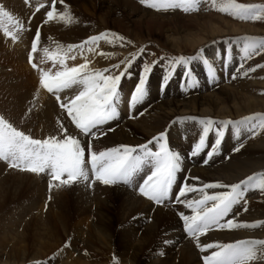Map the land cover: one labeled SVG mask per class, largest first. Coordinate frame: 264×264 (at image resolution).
Here are the masks:
<instances>
[{"label": "bare ground", "instance_id": "obj_1", "mask_svg": "<svg viewBox=\"0 0 264 264\" xmlns=\"http://www.w3.org/2000/svg\"><path fill=\"white\" fill-rule=\"evenodd\" d=\"M1 1L5 7L13 10V13L15 11L17 14V12L22 11L24 8L29 14V9L20 4L19 0ZM66 1H70L73 4V6H71L72 11L73 9L75 10V7L78 10H84L88 16L91 17L90 19L94 20L93 25L95 27L114 29L129 35L134 34L141 40L154 39L159 41L164 39L165 44L176 51H180L183 47L193 48L203 43L206 37L214 38V35L258 32L248 25L230 23L215 16H208L205 18L200 14L186 16L179 12L170 14L166 12H152L150 9L139 7L132 0ZM21 6H23V8ZM0 9L3 8L0 6ZM49 10H51V8L48 9V11ZM65 10L69 12L68 7H66ZM35 19H37V17ZM66 25L65 23L62 25L53 24L52 21H49V24L43 27L42 32L45 35L52 34L51 38L58 43L63 42V40L66 41V43L76 41L77 37H79L77 35L78 27L75 26L76 24L72 23V21L68 26ZM201 33H204L206 37L201 38L199 35ZM20 43H22L21 48H23V41L21 40ZM20 43L14 45L19 48ZM238 45L236 43L232 45V53L239 49V47L243 48V44L239 43ZM222 46H224V44H211V46L208 47L210 50L207 51L214 62L218 63L217 51ZM20 52L23 53L22 49ZM1 55L3 57H1ZM9 60L10 55L4 52V48L0 41V64L2 61L5 62ZM233 60L235 59L232 57V61ZM90 62L92 63V67H98L100 65L98 62L95 64L92 61ZM216 67L218 68V65ZM29 71L33 76L32 71ZM233 71L235 70H230L228 78L223 84L233 79L234 74L237 73ZM155 75L156 74H153L151 76V83H155L153 78ZM231 76L232 78L229 79ZM131 82L129 85H131ZM259 84H261V81L256 80L237 90L231 85H228L214 92H210L213 91V89H211L196 92V96L192 94L181 96L180 94L181 97L175 95L174 91L167 90V94H170V96L165 95L163 99L171 97V99L174 100H165L154 106L150 104L146 110L142 111V113L148 111L144 116L142 115L140 118H136L129 122H127L128 119H126L125 116L124 118L122 117V119L118 121V125L112 129H115L112 133L108 134L109 131L104 132V134L107 133L106 136H103L104 134L101 133L98 134L100 137L103 136V139L98 141V144L103 147L104 145H114L105 147L103 150L119 146L115 144L128 146L143 144L151 140L154 136H157L159 132L164 131L166 133L165 128L167 123L174 117L180 116L183 117L184 121L182 120L180 123L177 122V124L173 123L171 128L167 127L169 132L166 134L165 141L163 142L167 143L171 140L172 143L170 145L173 146L176 153H178V151H186L190 145L197 144L199 141V137L194 136V133L198 132L199 135L202 134L200 129H195H202V123L199 127H195L198 120H205L204 117L208 116L229 119L231 117L239 118L251 112L264 110V100H262L260 96L264 91V87L260 88L259 94L252 95L250 93L251 88L260 87ZM202 92L209 93L203 94ZM190 95L192 96L187 99ZM36 97H41L40 102L44 101L45 108L40 112V116L37 117L38 130L36 129L35 133L44 136L48 131H53L55 129V123L57 122H55V120L60 114L57 113V111L52 112L50 109L52 107L48 102L49 99L46 100V94L35 84L31 77L23 81L15 69H12L10 73H5L0 70V112L3 113L7 121L14 125V123L18 124L20 120L28 121V119L34 118L38 109L36 112L34 111L35 114L32 115L30 111L35 109L30 107L40 103L33 100V98L36 99ZM68 98L71 97L68 96ZM175 98H186V100L180 101L175 100ZM153 100H155V102L160 101L156 99ZM118 104L120 105L122 102H118ZM55 108L59 110L56 106ZM59 111L64 117L69 116V114L66 115L65 110ZM188 117H195L197 119H185ZM123 121H126V123L120 126ZM179 124L183 125H180L177 129ZM251 124L252 122L240 125H229L227 137H221L220 145L215 148H213V144L217 139L216 132L213 130L209 131V135L207 136L209 140L206 137V144L203 151L205 150L207 155L210 151L214 152V154L209 159L207 158V164L205 166L200 163L182 165V170L186 172V176L182 183L184 184L185 181L186 186L184 188L186 198L184 199L185 196L179 198L178 204L176 203L174 206L176 207L175 210H172L170 206L164 207L148 204L145 200L146 198H143L137 193L139 192V188L137 192H134L133 190L129 191L119 187L118 189L114 187L115 185H110L113 186V188H104L100 191V187H96L95 190L92 189L93 191L91 193H87L83 188L67 190H63V188L61 190V186L58 189L53 188L51 192H46L45 183H49V181L52 183L55 181L44 178L42 176L43 173H39L41 174L40 177L28 176L27 173H21L28 171H21L17 168L14 169L4 165L6 169L19 172L10 171L8 174L6 173V176L3 174L4 177H0V212L9 201L11 202L10 204L14 203L13 205H16L14 207L15 210L12 209V212H9L10 214H8V210L4 213L3 210L0 214L1 218L3 214L7 213L5 217H2L3 220L1 218L0 223H4L5 225L6 221V225H8L6 228L2 229L0 233V264H26L29 261L43 260L46 256L51 254L53 250L60 245L62 240L58 238L56 243L47 248L49 244L42 239V234L41 237L36 236L37 234H31L29 232L30 227L36 225L38 227H45L44 230H47L50 229V225H52L64 232L67 227L66 221L70 218L68 214L71 206L74 207L77 216L74 227H71L72 231L79 230L83 233L82 226L86 222L88 225V232L86 233V237L82 238V243L80 242V244H77L75 242L77 253L72 252V254H70V252L67 251L64 260L59 261L61 258L59 260L52 259V264H102L89 260L86 261L83 254H81L82 250L84 251L85 249L84 243H88L90 245H88V247L91 249L92 244L96 242L93 241L94 239L97 240V243L104 246H110L116 241L119 246L120 254L123 256L124 264H204L203 257L205 255H210V253L216 249L201 251V249L196 246L195 239L190 236H182V232L178 227L179 224H177L179 222L177 219H181L182 216L193 215V210L187 207L188 201H197L202 199L204 194H216L225 192L224 190L228 189L204 188L203 186L205 184L218 182L223 185H231L254 173H264V136L262 138L260 136L258 139L252 141L249 144L250 147L248 146L249 150L240 149L241 147H239L243 140L250 134V131L247 132V128H249ZM135 129L140 130L142 133L137 132ZM182 131L184 135H182ZM179 134L184 138L188 137V141L180 138ZM29 136L36 139L32 135ZM74 136L76 135H74L73 132V137ZM97 137L91 139L90 142L94 139L96 140ZM154 144L157 143L154 142L152 145ZM85 146L86 144L82 147ZM234 146L241 151L237 153L234 152ZM92 147L97 152L101 149L95 145ZM156 149L159 151L158 145ZM232 151L234 155H232L233 153L229 155ZM227 155H229V158L224 161ZM218 163L220 164L217 165ZM1 170L2 167L0 166V172ZM197 177L199 179H195ZM52 185L53 187L54 185H57V187L60 186L58 183H52ZM188 188H199V190L188 191ZM27 190L28 195L31 194V196H28L26 199L30 202V205H26V203L22 204V200L20 199L23 192ZM47 195H49L50 202L47 211L42 214L44 203H41V199H45ZM249 195L254 196L245 200L246 197H250ZM19 199L21 203L18 201ZM240 201L244 202L242 203L243 206H240L239 202L234 204L227 215L221 219V224L226 222L227 216H232L230 220H233L235 223L251 224L264 221V189L259 187V177L252 183L251 187H247V190L244 192V197ZM211 203L212 202H209L208 206H210ZM37 204L38 207L36 206ZM34 206H36L35 209ZM245 208L247 209L246 211ZM33 209H37V211L35 215L30 218L28 217V220L24 223L22 232H13L15 231V227H20V222L24 221V216H21L18 222L14 219V216H17L20 210H25L28 214L31 212L30 210ZM176 210L177 213L181 215V217L177 219L175 217V214H177L175 213ZM167 225V228H163ZM5 229L8 230L5 231ZM129 230L132 232V235ZM26 231H28L29 235H25ZM128 231L130 233H127ZM12 233L13 237L11 236ZM54 233H56V231H54ZM116 233H118V236L115 237ZM158 237L161 238L157 242L155 239ZM198 239L201 245L208 243H232L236 240L244 239L263 240L264 224L255 228L232 229H221L212 226L206 233L199 235ZM29 241L35 243L37 246V250L34 253H29L27 250ZM257 255L260 261L264 263V252H257Z\"/></svg>", "mask_w": 264, "mask_h": 264}, {"label": "rangeland", "instance_id": "obj_2", "mask_svg": "<svg viewBox=\"0 0 264 264\" xmlns=\"http://www.w3.org/2000/svg\"><path fill=\"white\" fill-rule=\"evenodd\" d=\"M46 1L47 0H40V1L28 0V3H26L25 0H19L20 4L24 5L26 8L29 9V14L23 8V6H21L23 8V10L20 12H17V14L15 11L13 13V10H10V8L5 7V5L3 4V2L1 0H0V6L3 9L7 10L8 12L12 13L19 21L26 22L27 25H23V24L22 25H23V27L26 28L27 36H29V34L31 36L34 32H36V28L39 27V25H40V27H39L40 38L38 41V43H39L38 48L40 50V53H37V59L38 58L41 59V60H39V62H41L42 66L48 65V67L50 66L49 68H51V65H53V68L50 70L51 74L54 75V73L56 71L64 70L63 67L61 66V64L59 63L60 59L64 60V64L67 67L77 66L79 64L84 63L85 60H87L89 62V70H91L93 72L95 70L109 69V72L103 73L104 75L120 74V72H124L125 74L122 76V78L118 84V97H119V99L123 98L124 102L127 104V108H128L127 113H130L126 118V119H128L127 122L135 120L136 118L138 119L142 115L144 116L148 111H146L144 113H142V112L140 113V111L146 110V108L149 107L150 104H152L154 106V105H156L160 102H163L165 100L166 101L167 100H170V101L174 100V99H171V97H169L168 99H163L165 97V95H163L164 97L162 96L161 98L158 97L159 93L157 92V88H158L159 83L164 84L165 90H172L174 92L177 91V92H175V95H179V96L182 93H185L184 96H188L189 94L196 96L197 95L196 92L211 90V89H213V91H210V92H214L217 89L222 88L223 86H228V85H231L233 88H236V90H237V89H241L242 87H245V85H248L249 83H253V81H256V80H260L261 84H259L260 87L251 88L250 93L252 95H255L257 93L259 94L260 88L264 87V67H257V65H264V48H261L259 41H257L256 42V44H257L256 51L252 52V55L250 57H246L245 56V45L248 42L244 39L245 37H264V10H257L258 14L260 15V18L256 19V20H252V19L235 18L232 15H230L228 12L219 11L218 10V8L220 7L219 0H217V3L215 6L213 5L212 0H201V3L198 7V10L190 11V12H184L182 10L180 11L179 8L168 9L166 11H164V10L157 11L155 9L147 7L145 4L140 3V0H132L139 7L150 9V10H152V12L156 11V13L157 12H159V13L160 12H162V13L166 12V13L170 14V13H174V12L175 13L179 12L180 14L186 15V16L200 14V15H203L205 18H207L208 16H215V17H220V18H222V19H224L230 23L248 25L250 27H253L254 30L258 31V32H241L239 34H230V33L229 34H219V35H214L215 36L214 38L206 37V35L204 33H201V34H199L201 36V38L206 37L204 39L205 41L203 43L196 45L193 48L192 47L191 48L190 47H183V48H181L180 51H176L175 49L171 48L170 46H167L165 44L164 39H161L159 41L154 40V39L141 40V39H138L137 36L134 34L129 35V34L114 30V29H103V28L95 27L93 25L94 20H91L90 19L91 17L88 16V14L84 10H78L75 7V10L73 9V11H72L71 6H73V4L70 1H66V0H63V3H61L60 0H57L56 5H55V10H56L57 16H59L60 13H65L66 12L65 8L68 7L69 12H66V13H68V15L71 17L70 22L67 23L65 20L57 18V19H53V20H48L47 23H45L46 20H43V18H42L43 14H41L40 11L45 6ZM236 2L242 3V4L264 5V0H236ZM32 4H34V5H32ZM41 5H43V7H41ZM32 8L36 11L35 13L32 12ZM37 9H39V11H37ZM36 17H37V19H35ZM49 21H52L53 24H58V25H62L63 23H65V24H67L66 26H68V24H70L72 21V23H75L76 24L75 26L78 27L77 35L79 37H77V40L74 39L76 41L70 42V43H66V41H64V40H63V42H59V43L55 42L51 38L52 34H46L45 35L42 32L43 27L46 26L47 24H49ZM7 29L9 31H11V30L16 29V28L14 27V25H8ZM101 33H106V35L103 38H101L100 40L93 42L91 44L85 43V44H83L82 48H74L71 51H68L67 46H69V45H81L82 42L87 41L89 37L97 36ZM113 34H115V35H113ZM73 36H76V35H73ZM117 37H123L124 39L120 40ZM24 39H25V35H23L21 37V40L23 42H24ZM0 41H1L2 46L4 48V52L7 54L9 53V55H10L9 61H5V62L2 61V63L0 64V70L4 71L5 73H7V72L10 73V72H12V69H15L23 81H24V79L31 77L32 80L35 82V84L40 88V85L38 84L39 83L38 80L40 79V76L37 79L36 78L34 79V77L30 74V71H29L30 69L27 68L28 66L24 62V59H25L24 54L26 52V49L21 48L22 43H20V47L17 48L14 44H11L9 41L4 40L1 36H0ZM235 43L237 45L239 43L243 44V48L239 47V49L235 50L232 53V47H233L232 45ZM211 44L212 45L224 44V46L220 47L219 50L217 51L218 61H219V64L221 66V69L224 70V69L228 68V66H229L231 69L233 67L235 68V71H233V72H237L236 74H234V76L232 75L233 79L230 80V82L228 81L226 84H223V83H225V80L228 78V75L221 74V71L217 72V71L211 69V72L214 74V81L210 82V83H208V82L205 83L204 75H205L206 71L201 69L202 70V73H201V72L196 71L195 69L190 67V66H192V67L195 66V68H196V66L200 67L201 61L203 59H209L206 54L208 53L207 50H210V48H208V47H210ZM20 48L22 49L24 54L20 52V50H21ZM141 48H143L142 52L139 51ZM44 49H48L47 54H45ZM58 49H62V51H58ZM89 49H91V50H89ZM100 53H104V55H101ZM97 55L100 57V59ZM181 56L187 57V58H193L194 57V59H189L188 61L183 63V65H185L187 67L189 66L186 69V72L188 75L182 76V80L181 79L179 80L181 83H178V82H176V80L178 78H181V77H179L178 75H175V74L177 73V71H179L181 69L175 70L176 69V67H174L175 61L172 58L181 57ZM1 57H3V56L1 55ZM71 57H75V59H72ZM133 57H135V59H133ZM223 57H225V59ZM232 57L235 60L231 61V63H232L231 64L229 61H227V58L230 60ZM90 61H92L94 64L98 62V64H100L101 66L99 65L98 67H94V66L92 67V63ZM129 61H131V64H130V66L126 67V65L128 64ZM65 62L68 64H66ZM117 64L120 65L119 69L112 67L113 65H117ZM146 66L149 68V70L154 69L149 74L146 73L147 75L144 73V69ZM170 66L174 67L172 69L174 71L170 72L171 71ZM168 69H169V71L167 72ZM249 69H255V71H250ZM153 74H156L153 77L155 80V83L154 82L151 83V76ZM141 75H145V79H146L145 95L141 101L133 103L131 101V96H132V94L136 88L133 86V84L135 83L137 86ZM232 76L229 79H231ZM129 80L132 81V82L130 81L132 88L128 87V83L130 84ZM220 85H222V86H220ZM82 87H83L82 85H79V86L74 85L72 88L66 89V91H62L63 93L60 95V97L63 100H65L67 95L69 94V96L72 99V98H74V96L76 94H78V91ZM202 93L204 94V93H209V92H202ZM202 93H200V94H202ZM168 95L170 96V94H168ZM192 95L187 97V99L190 98ZM260 96H261V99L264 100V91L262 92V94ZM40 99H41V97L40 98L36 97V99L33 98V100H35L38 103L40 102ZM47 99H49L48 102L52 107V108H50L52 110V112L57 111V113L60 114V116L58 118H56V120H55V122L56 121L57 122L55 123V129L53 131H48L44 136L37 135L35 133L36 129L38 130V125H37L38 124V122H37L38 118L37 117L40 116V112L42 110H44V108H45L44 101H41L39 104H36V105L30 107L32 109H35L33 111H30L32 115L35 114V112L38 109V112L34 118L28 119V121H21L20 120V122H18V124L17 123L16 124L14 123V125L12 123L11 124L16 129H18L20 131L22 130L25 134L32 135L36 139H45L48 137H56L57 139H62L66 133H67V135L73 136V132H74V135H76L74 137H76V138L81 137L83 135L85 138H88V140H91L94 137H97L98 134H100V133L104 134V132H107V131H109L108 134L112 133L115 130V129L114 130H112V129L118 125V121L120 119V116L115 115L113 119L107 121L103 125H100L97 128H94L92 130L93 133H95L94 137L93 136H86L83 133L81 134L79 129H77L75 127V125L70 124V123H72L70 116L64 117L61 114V112L59 110H63V109L56 110V108L53 104V101L46 95V100ZM153 99L160 100V101L155 102V100H153ZM175 100L181 101V100H186V98L185 99H181V98L176 99L175 98ZM120 105L123 106V104H120ZM256 113H264V110H258L255 112H251V113H249L245 116L239 117V118L238 117H231L232 119L231 118L230 119L229 118H217V117H212V116H208V117H204V118H205V120L207 118H211L212 120L217 121V122L225 121V120L240 121V120H242V118H244L246 116H251V115L256 114ZM66 115H68V112H66ZM186 116H189V115H186ZM0 117H3L6 120V118L2 112H0ZM67 118H68V120H67ZM182 120L184 121L183 117H180V116L174 117L172 120H170L167 123V126L165 128L166 134H168V132H169L168 128H171L173 123L177 124V122L180 123ZM201 120H203V119H201ZM201 120L197 121V124L195 125V127H199L201 125V122H200ZM124 123H126V121H123L120 124V126L124 125ZM261 123L262 122L259 119H257L256 121L252 122V124L250 126L251 128L250 127L247 128V132L250 131V134L239 145V147H241V145H242V147L240 149L249 150L248 149L250 147L249 144L252 141L258 139L260 136H261V138L264 136V128L259 126ZM61 124L64 126L63 127L64 129H67L66 133L62 130ZM253 124L255 125V127H253ZM180 125H183V124H179V126H177V129L180 127ZM231 125H235V124H231ZM205 126H206L205 124H202V129L201 128H195V129L196 130L200 129L202 132L203 128ZM218 128L223 130L224 136L227 137V135H228L227 130L229 129V125L223 126V125H219V124H213L210 127V131L213 130L217 133ZM57 130H58V132H57ZM110 130H112V131H110ZM54 131H56V132H54ZM136 131L141 132L140 130H136ZM183 131H184V128H183ZM183 131H182V135H184ZM162 132H164V131H162ZM106 135H107V133L104 134L103 136H106ZM182 135L179 134V137L188 141V137L184 138V137H182ZM103 136H101V137L98 136L97 137L98 139L96 138V140L94 139L91 142L87 141V140L84 141L81 139V141H80L81 146H83L85 144L87 145L90 142L92 144V146L95 145L96 147L101 148L100 150H98V152L103 151V149L105 147L114 146V145H110V146L104 145V147L100 146L98 144V141L103 139ZM194 136L200 137L198 132L194 133ZM207 138L209 140V137H207ZM169 141L167 142L169 148L174 149L173 146L170 145L172 143L171 140H169ZM115 145H122V144H115ZM193 148H194V146L190 145L187 148V151L185 153H192ZM234 148H235V146H234ZM240 149H239V151H234V150L233 151L237 153V152L241 151ZM233 151L230 152L229 155H231V153H233L232 155H234ZM200 154H201V151L195 155V157H194L195 161L194 162L200 163L201 165L205 166L207 164V163H205V161H206L205 158L203 159L205 154H201V155ZM229 155L225 156L224 161L228 160ZM224 161H222V162H224ZM219 164L220 163H218L217 165H219ZM0 166L2 167V170L0 172V177H4V175L6 176L10 171H14V170L4 168V164H2L1 162H0ZM213 166H209V167H213ZM199 167H201V166H199ZM206 167H208V166H206ZM14 172H19V171H14ZM21 173H27L28 176H35V177L41 176V174H33L32 172H30V173L29 172H21ZM49 183H50V181H49ZM49 183H45L46 192H51L53 188L58 189L61 186H62L61 190L63 188H64L63 190L83 188L85 191H87V193L88 192L91 193L93 190L96 189V187H100L99 188L100 191H101V189H104V188H109V187L113 188V186L105 185V184H103L97 180L95 182L94 181L91 182V180H90L89 185L85 186V187L84 186L80 187L82 185H75L73 183H70L69 185H66V186L60 185L57 187V185H54V187L52 186V188L50 189L48 186ZM52 183H58L59 184V182H52ZM114 187H116V186H114ZM116 188H118V187H116ZM128 190H130V188H128ZM195 190L198 191L199 188H195ZM229 190L230 189H227L224 191H229ZM27 192H28V190L26 192H23L22 196H20V199L22 200V204L26 203V205L27 204L30 205V202L27 201L26 199L28 196H31V194L28 195ZM209 195H211V194H209ZM249 196L250 197H246L245 200L250 199L254 195H249ZM185 198H186V196L184 197V199ZM20 199L18 201L21 203ZM188 199H187V201H188ZM49 202H50L49 201V195H47L45 197V199H41V203H44V208L42 210V214H44V212L47 211ZM178 202H176V203L178 204ZM10 203H11L10 201L8 203H6L5 207L3 208L4 211L2 210L3 213L6 212V210H8V214H10L9 213L10 211L12 212V209H14V207L16 205H13L14 203H12V204H10ZM242 203H244V202L239 201L240 206H243ZM36 206L38 207V204ZM36 206H34V209ZM34 209L30 210L31 212H29L28 214L26 213L25 210H20L19 214L17 216H14V219L17 220V222L19 221V218L21 216H24L23 217L24 221H21L20 227L19 226L15 227V229H14L15 231H13V232H15V233L22 232L24 223L28 220V217L30 218L31 216L35 215L37 209L36 210H34ZM175 209H176V207H174L173 210H175ZM2 211L0 212V214L2 213ZM6 215H7V213L3 214L2 217H5ZM68 216L70 218L66 221L67 227H66L64 232L61 231L60 229L58 230L55 226H52V225H50L51 228L47 229V230H44L45 227H38L36 225H32L30 227L29 232L31 234H37L36 236H40V237L42 234V237H43L42 239L47 241V244H49L47 248H49L54 243H56L58 241V238H60V240H62V242L60 243V245L56 249L53 250V252L51 254L46 256L43 260L29 261L26 264H36V262H40V264H52V262H51L52 259L53 260H59L61 258L59 261L64 260V258L66 257L67 251H69L70 254H72V252L77 253L76 243L77 244H80V242L82 243V238H85L86 233L88 232V225L85 222V224L82 226L83 233H82V231H79V230H76V231L73 230L74 231L73 232L72 228L74 227V222L77 221L76 220L77 216H76V213L74 211V207L71 206V208L69 209ZM1 218H0V221H1ZM231 218H232V216H227L226 221L230 220ZM2 220H3V218H2ZM177 221H179L180 223L183 222V224H184V220L182 218L177 219ZM6 224H7L6 221H5V225H4V223H0V233H1L2 229L6 228L8 226ZM167 227H168V225L163 227V228H167ZM8 229H5V231ZM54 231H56V233L58 232L57 235H56V233H54ZM129 231L127 233L131 232V231L130 232ZM130 234L132 235V232ZM25 235H29L28 231H26ZM11 236L13 237V233L11 234ZM116 236H118V233L115 234V237ZM160 238L161 237H158L155 240L158 242L160 240ZM244 240H246V239H244ZM93 241H96V242H94L92 244L91 249L88 247V245H89L88 243L87 244L84 243L85 249H84V251L82 250L81 254H83L86 261L89 260V261H93L95 263L98 262V263H102V264H124L123 256H122V254H120V250L118 248L119 246H118V243L116 241H115V243H112L110 246H104L100 243H97L96 239H94ZM86 248H89V249H86ZM27 250L29 253H34L37 250L36 244L29 241V243L27 244ZM259 255H260V253H259ZM258 257L259 256L257 255L256 258L249 261L248 264H264V263H262V261H260V258H258Z\"/></svg>", "mask_w": 264, "mask_h": 264}, {"label": "snow or ice", "instance_id": "obj_3", "mask_svg": "<svg viewBox=\"0 0 264 264\" xmlns=\"http://www.w3.org/2000/svg\"><path fill=\"white\" fill-rule=\"evenodd\" d=\"M28 3V0H25ZM57 0H51L52 10L46 12L47 23L48 20L62 19L69 22L71 17L68 13L56 14L55 5ZM63 3V0H60ZM201 0H140V3L145 4L149 8L157 11L168 9H181L184 12L196 11L200 5ZM215 6L217 0H212ZM221 12H228L235 18L252 19L260 18L257 10H264V5L257 4H242L237 3L236 0H219ZM43 7V5H41ZM39 11V9H37ZM0 17H5L9 22L14 21V17L7 11L0 9ZM14 27L19 30L23 28L22 23L15 19ZM6 37H11L13 40L18 39L15 31L4 29L3 33ZM106 35L101 33L97 36L89 37L87 41L82 42L81 45H69L68 51L74 48H82L85 43H92L100 40ZM115 35V34H113ZM40 38L39 29H37L36 36L32 41V51L37 49V42ZM123 40V37H117ZM248 43L245 45V56L250 57L252 52L256 51L259 41L260 47L264 48V37H245ZM91 50V49H89ZM62 51V49H58ZM139 51H143L141 48ZM45 54L48 49H44ZM104 55V53H100ZM258 54V53H257ZM75 59V57H71ZM32 54H29V63L32 64ZM135 59V57H133ZM175 63L183 64L189 59L187 57L172 58ZM59 63L64 70L56 71L51 74L50 71L40 70V85L47 89L48 92H59L64 89L72 88L74 85H82V89L74 96L68 103H61L71 117L72 123L77 129L86 136H95L93 129L103 125L107 121L114 118L116 115V105L118 103V84L125 74H109L104 75V72H109V69L89 70V62L85 60L84 63L73 67H67L64 60L60 59ZM123 63V62H122ZM131 61L127 66H130ZM34 68L36 64H32ZM112 67L119 69L120 65H113ZM257 67H264V65H257ZM255 71V69H249ZM149 68L146 66L144 73H148ZM145 75H141L138 84L131 96L133 103L139 102L145 95ZM59 100L60 97L57 96ZM185 119L195 120V117H188ZM259 119L262 123L259 125L264 128V113H256L251 116H246L240 121H214L211 118L201 120L202 124L206 126L203 128L202 134L199 137L198 143L193 148V155L198 154L203 150L206 144V137L209 135L210 127L213 124L228 126L231 124H245L254 122ZM253 127L255 125L253 124ZM62 130L66 133L67 130ZM217 139L213 144V148L219 146L221 137L224 136V131L217 129ZM166 133L160 132L154 136L146 144L138 146L119 145L113 148H107L103 151H95L92 144L89 142L85 147L81 146L78 138L65 134L62 139L56 137H48L45 139H34L25 134L23 131L16 129L11 123L0 117V160L9 162V167L17 168L21 171H28L32 173L48 172L52 180L59 181L60 185H69L70 183L82 179L89 180V169L87 164L91 165V173L95 180L100 181L105 185L116 184L118 182L129 183L138 171L141 170L142 165L146 163L152 164L151 174L139 186V194L146 197L148 200L154 201L156 204H163L167 199L170 189L176 179V173L180 170L181 155L171 151L165 141ZM157 143L159 151L153 152L148 145ZM242 147V145H241ZM239 151V148L234 149ZM87 152L88 159L85 158ZM142 153V155L137 154ZM214 152H209L211 157ZM207 163V161H205ZM66 175V179H62ZM259 177V187L264 189V173H254L238 183L231 185H223L220 183L205 184L204 188H228L229 191L220 192L216 194H204L202 199L197 201H188L187 207L193 210V215L182 216L184 220V229L190 237L196 240V246L205 251L207 249H216L210 255L203 257L204 264H248L257 256V252H264V240H236L234 243H208L201 245L199 243V235L206 233L212 226L224 229L232 228H255L264 224V221L255 223H235L233 220H228L221 224V219L227 215L232 206L238 203L244 197V192L247 187H251L252 183ZM195 179H199L198 177ZM50 181L49 188H52ZM195 189L188 188V191ZM202 191V189H201ZM185 188L182 187L177 196H185ZM209 202H212L210 206ZM246 203V201H245ZM247 209L245 208V211ZM40 264V262H36Z\"/></svg>", "mask_w": 264, "mask_h": 264}]
</instances>
